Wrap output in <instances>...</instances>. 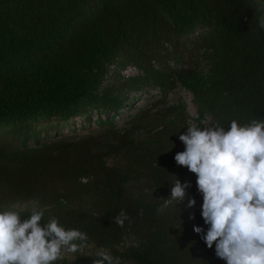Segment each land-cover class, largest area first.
<instances>
[{
	"label": "trees",
	"instance_id": "1",
	"mask_svg": "<svg viewBox=\"0 0 264 264\" xmlns=\"http://www.w3.org/2000/svg\"><path fill=\"white\" fill-rule=\"evenodd\" d=\"M260 2L0 0V211L35 199L45 221L84 231L121 264H225L194 232L207 226L196 176L174 160L183 150H165L158 138L141 147L118 118L143 92L179 82L200 118L209 112L224 127L264 119ZM132 67L136 74L122 73ZM139 116L131 113L132 127ZM88 125L94 130L78 136ZM109 134L120 143L106 142ZM113 152L131 161L110 163ZM135 167L147 172L138 190L130 185ZM175 176L191 182L188 197L158 211ZM121 210L132 217L124 227L113 223ZM131 234L139 244L120 247Z\"/></svg>",
	"mask_w": 264,
	"mask_h": 264
},
{
	"label": "clouds",
	"instance_id": "2",
	"mask_svg": "<svg viewBox=\"0 0 264 264\" xmlns=\"http://www.w3.org/2000/svg\"><path fill=\"white\" fill-rule=\"evenodd\" d=\"M257 11L261 14L254 20L264 30V0ZM185 128L178 135L184 150L174 160L195 174L203 198L201 216L207 230L194 226V232L208 249L215 246L216 258L225 264H264V119L244 124L232 119L228 127L190 123ZM191 186L176 177L170 197L157 210L185 201ZM195 205L194 198L188 200L189 208ZM29 214L22 220V210L0 211V264H54L67 255H84V231L66 229L54 216L45 221L43 208L33 207ZM125 222L131 223L132 217L121 210L113 223L124 227ZM95 257L92 264H121L103 249Z\"/></svg>",
	"mask_w": 264,
	"mask_h": 264
},
{
	"label": "rangeland",
	"instance_id": "3",
	"mask_svg": "<svg viewBox=\"0 0 264 264\" xmlns=\"http://www.w3.org/2000/svg\"><path fill=\"white\" fill-rule=\"evenodd\" d=\"M200 64L204 65L203 61H201ZM111 67L112 69L109 73V76L112 74L116 75L114 65ZM137 72L138 70L134 67L129 68L128 70H122V73L126 75L136 74ZM189 93L193 95L191 91L182 86L179 82L167 92H162V89L159 88H154L143 92L142 95L135 101L134 105L125 111L122 117L118 118L119 126H127L121 128V132L126 128H131L132 131L130 135L134 136L138 144L141 143V147L147 145L153 146V139L158 138L159 142L167 147L165 150H184V145L179 140L178 135L186 131L185 127H187L190 123H194L191 118V112L192 110H197V105L195 102L192 101V103H188ZM134 111H138V113H140L139 117L141 120L139 121L140 123L138 125H133L132 127L131 121L134 117H131V113ZM78 119V124L85 122L84 117H79ZM93 130L94 128H91L88 125L86 127H80L77 130V133L78 136H81L84 134H89ZM102 137H104L106 142L111 144L115 145L117 142L118 144L120 143V137L118 138L117 135L109 134L103 135ZM107 160L110 163L119 161H121V163H128L131 161V157H124V154L118 155L117 153L113 152V155L109 156ZM146 174L147 172L145 169H142L141 167L134 168V171L132 172L133 178L132 181H130V185L132 184L134 190H138L141 184L144 186L147 183ZM154 192L157 196L162 197L161 192L157 190H154ZM12 206H15L14 208L20 210H31L33 207L38 206V201L35 199L18 201L13 203ZM138 244V237L135 234H131L120 247L124 248L127 246H137ZM100 249L109 251L111 253L109 248L98 245L94 242L87 241V247L84 250L83 256L77 253L75 255H67L62 260H75L85 256L95 257V253ZM62 260L54 262V264L59 263ZM86 264L92 263L88 261Z\"/></svg>",
	"mask_w": 264,
	"mask_h": 264
},
{
	"label": "built area",
	"instance_id": "4",
	"mask_svg": "<svg viewBox=\"0 0 264 264\" xmlns=\"http://www.w3.org/2000/svg\"><path fill=\"white\" fill-rule=\"evenodd\" d=\"M201 61H203V63H205L207 60L203 56H201L199 62H201ZM188 99H189V102H188L189 104L192 103V101L194 102V100H193L194 96L191 93H189ZM191 114H192L191 118L194 121V123L201 126V127H203L205 123L215 124L213 122L212 114L209 112H205V114L202 118L199 117V113L197 110H192Z\"/></svg>",
	"mask_w": 264,
	"mask_h": 264
}]
</instances>
